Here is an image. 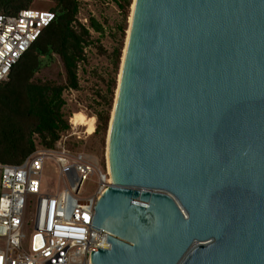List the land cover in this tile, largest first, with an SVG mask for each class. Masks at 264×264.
<instances>
[{
  "label": "water",
  "instance_id": "water-1",
  "mask_svg": "<svg viewBox=\"0 0 264 264\" xmlns=\"http://www.w3.org/2000/svg\"><path fill=\"white\" fill-rule=\"evenodd\" d=\"M90 264H264V0H133Z\"/></svg>",
  "mask_w": 264,
  "mask_h": 264
},
{
  "label": "built area",
  "instance_id": "built-area-1",
  "mask_svg": "<svg viewBox=\"0 0 264 264\" xmlns=\"http://www.w3.org/2000/svg\"><path fill=\"white\" fill-rule=\"evenodd\" d=\"M53 17L52 11L31 6L14 13L0 11V82L7 80L12 66ZM70 135L62 132L53 148L34 150L19 163L0 162V264H90V251L109 247L106 234L90 227L93 206L110 184L109 175L82 153L70 152L66 146ZM46 158L56 161L64 184L54 192L41 186ZM93 174L95 191L79 197L84 181ZM29 195L33 211H27Z\"/></svg>",
  "mask_w": 264,
  "mask_h": 264
},
{
  "label": "trees",
  "instance_id": "trees-1",
  "mask_svg": "<svg viewBox=\"0 0 264 264\" xmlns=\"http://www.w3.org/2000/svg\"><path fill=\"white\" fill-rule=\"evenodd\" d=\"M15 6L13 0H0V11L14 13L29 6L31 0H22ZM48 10L52 21L12 66L7 80L0 82V162L15 164L35 150V139L43 148H53L60 134L68 130L62 108V92L78 88L77 70L85 60L84 49L91 43L90 30L101 33L102 24L93 16L87 24L77 18L81 0H51ZM130 0L118 3L124 10ZM123 27L119 29L123 32ZM122 45L114 49V64L118 66ZM56 55L62 65L64 82L56 84L35 78L43 63ZM112 95V90H110ZM111 97L107 109L95 113V131L104 134L107 129Z\"/></svg>",
  "mask_w": 264,
  "mask_h": 264
},
{
  "label": "rangeland",
  "instance_id": "rangeland-1",
  "mask_svg": "<svg viewBox=\"0 0 264 264\" xmlns=\"http://www.w3.org/2000/svg\"><path fill=\"white\" fill-rule=\"evenodd\" d=\"M120 2L122 3V0L80 1L77 12L78 20L87 24L88 17L93 16L102 24L103 31L99 34L90 30L91 43L85 47V60L79 64L77 70L78 88L76 90L65 89L62 92V97L65 101L62 112L69 125L68 131L71 134L69 136L70 140L66 145L67 148L72 153H82L102 171H107L105 163L106 132L102 134L95 131L97 124L95 113L106 110L108 100L111 97L110 116L113 104L132 0H130V4L126 8V15L124 10L118 5ZM51 5V0H31L29 3V6L40 9H48ZM120 27H123V32L119 29ZM120 45H122L121 54L118 66L115 67L113 52ZM34 76L42 82L63 83L64 72L59 58L54 55L50 61L43 63ZM110 90H112V95ZM74 115L83 119L84 117L86 118L90 126V134L86 132L85 126L70 123V118ZM34 143L35 151L45 149L39 144L37 138ZM57 167L58 165L53 159H44L40 175L42 190L54 192L64 187L63 182L58 177ZM95 188L96 177L93 174L84 181L78 196L88 197L93 194ZM33 209L34 199L29 195L27 197V211H33ZM30 231V227L25 230V236L22 239L23 245H25Z\"/></svg>",
  "mask_w": 264,
  "mask_h": 264
},
{
  "label": "bare ground",
  "instance_id": "bare-ground-1",
  "mask_svg": "<svg viewBox=\"0 0 264 264\" xmlns=\"http://www.w3.org/2000/svg\"><path fill=\"white\" fill-rule=\"evenodd\" d=\"M132 4H133V0H132V2H131V5H130V13H131V9H132ZM129 17H130V14H129ZM129 17H128V20H129ZM85 120V121H84ZM70 122H71V124H73V125H83V126H85L86 127V132L88 133V134H90V126H89V124L87 123V120H86V118L84 117V119L82 118V117H80V116H73V117H71L70 118ZM109 180H110V177H109ZM110 183H111V180H110Z\"/></svg>",
  "mask_w": 264,
  "mask_h": 264
},
{
  "label": "flooded vegetation",
  "instance_id": "flooded-vegetation-1",
  "mask_svg": "<svg viewBox=\"0 0 264 264\" xmlns=\"http://www.w3.org/2000/svg\"><path fill=\"white\" fill-rule=\"evenodd\" d=\"M15 6H19L23 4L22 0H13Z\"/></svg>",
  "mask_w": 264,
  "mask_h": 264
}]
</instances>
